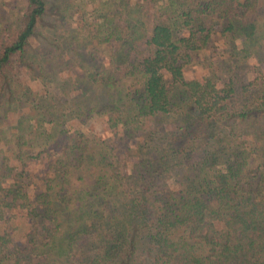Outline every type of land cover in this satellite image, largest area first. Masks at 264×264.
<instances>
[{"label": "trees", "instance_id": "1", "mask_svg": "<svg viewBox=\"0 0 264 264\" xmlns=\"http://www.w3.org/2000/svg\"><path fill=\"white\" fill-rule=\"evenodd\" d=\"M10 1L0 264H264V0Z\"/></svg>", "mask_w": 264, "mask_h": 264}, {"label": "rangeland", "instance_id": "2", "mask_svg": "<svg viewBox=\"0 0 264 264\" xmlns=\"http://www.w3.org/2000/svg\"><path fill=\"white\" fill-rule=\"evenodd\" d=\"M5 3H6V6H7V8H10L11 9V6L13 5V3H12V1H10V0H5ZM211 52H212V54H215L214 52H215V50L213 49V48H211ZM210 52H208V56L209 57H212L213 59L214 58H216V57H213V55H212ZM249 62L250 63H254V59H252V58H250L249 59ZM256 66V67H255ZM255 66H253L254 67V69H253V71H254V73H255V71L257 72L258 70H259V68L257 67V65H255ZM185 76L187 77V79H192V78H195V79H197L198 81H200V79H201V76H202V72L201 71H199L198 70V68L196 67V66H194V67H192L191 69H187L186 70V72H185ZM89 124L88 125H86V126H84V127H82V129L83 130H86V129H89V130H91V129H97V130H99V129H101L102 128V126H103V123L100 121V120H96V121H90V122H88ZM104 127V126H103ZM101 132H103V131H101ZM103 135H106V134H104V133H102ZM30 173H32V174H34L33 175V179H35L36 177H38L39 175H41L42 174V172H43V170H42V165H41V163H36V162H32V164H30V167H29V170H28ZM35 183V182H34ZM33 186H37L36 184H33L32 185V187Z\"/></svg>", "mask_w": 264, "mask_h": 264}]
</instances>
